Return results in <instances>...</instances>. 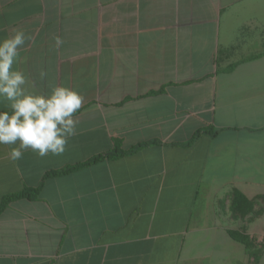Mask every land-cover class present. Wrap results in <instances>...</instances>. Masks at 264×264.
Wrapping results in <instances>:
<instances>
[{
	"label": "crops",
	"instance_id": "1",
	"mask_svg": "<svg viewBox=\"0 0 264 264\" xmlns=\"http://www.w3.org/2000/svg\"><path fill=\"white\" fill-rule=\"evenodd\" d=\"M16 30L27 91L84 101L63 154L0 144V200L152 144L12 201L0 264H264V0H0V39Z\"/></svg>",
	"mask_w": 264,
	"mask_h": 264
},
{
	"label": "clouds",
	"instance_id": "2",
	"mask_svg": "<svg viewBox=\"0 0 264 264\" xmlns=\"http://www.w3.org/2000/svg\"><path fill=\"white\" fill-rule=\"evenodd\" d=\"M27 39L22 30L0 39V102L7 101L11 109L0 111V144L17 145L9 150L13 162L25 150L40 157L63 154L69 137L75 135V113L84 101L80 93L64 86L53 87L47 95L27 91L25 75L14 67Z\"/></svg>",
	"mask_w": 264,
	"mask_h": 264
},
{
	"label": "trees",
	"instance_id": "3",
	"mask_svg": "<svg viewBox=\"0 0 264 264\" xmlns=\"http://www.w3.org/2000/svg\"><path fill=\"white\" fill-rule=\"evenodd\" d=\"M163 89H158L156 91H151L148 94H157L162 92ZM3 111H11V109L9 110H3ZM201 132H208L209 134L213 135L215 132L212 130H201L198 129L193 136L184 144V146H189L193 140L201 133ZM154 143V142H153ZM152 143L149 142H142V143H137L133 146H131L129 149L127 150H120L119 148H114L112 151L106 153L104 156L99 155L96 157H93L91 159H88L87 161L81 162V163H76L74 165H69L66 167H63L61 169H56V170H51V171H47L43 177L41 178V181L39 182V184L35 187H25L22 190L18 191V192H12V193H8L5 194L1 197L0 200V212L3 211L12 201L17 200V199H35L38 196V193L40 191V189L43 186L44 181L49 178V177H53V176H58V175H62V174H66L69 172H72L74 170L83 168L85 166H88L94 162H97L98 160L102 159L103 157L109 158V159H118L122 156H125L127 154L133 153L141 148L147 147L148 145H150ZM250 203L249 201L244 197V195L242 193H240L239 191H236L234 194V198L232 201V205H231V209L234 212H240V213H246L250 210ZM229 235L234 239L237 240L239 242H241L242 244H244V246L246 248H249L250 245L252 244V240L248 237L247 234L241 233L239 231H230Z\"/></svg>",
	"mask_w": 264,
	"mask_h": 264
}]
</instances>
